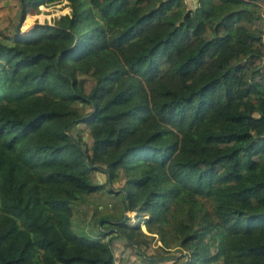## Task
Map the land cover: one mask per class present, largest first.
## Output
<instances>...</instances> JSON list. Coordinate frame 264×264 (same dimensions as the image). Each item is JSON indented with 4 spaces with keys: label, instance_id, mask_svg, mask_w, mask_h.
Masks as SVG:
<instances>
[{
    "label": "trees",
    "instance_id": "trees-1",
    "mask_svg": "<svg viewBox=\"0 0 264 264\" xmlns=\"http://www.w3.org/2000/svg\"><path fill=\"white\" fill-rule=\"evenodd\" d=\"M52 1L17 0L22 16ZM65 4L1 34L0 264H110L108 226L149 263L175 250L176 264H264L256 0ZM95 170L121 181L127 210L111 215L136 220L92 236L71 213L102 186Z\"/></svg>",
    "mask_w": 264,
    "mask_h": 264
},
{
    "label": "rangeland",
    "instance_id": "rangeland-1",
    "mask_svg": "<svg viewBox=\"0 0 264 264\" xmlns=\"http://www.w3.org/2000/svg\"><path fill=\"white\" fill-rule=\"evenodd\" d=\"M68 7L65 4V0H55L49 3H40L35 8H31L27 13H25L22 16L21 21L19 22V28H21V25L23 23V18H25L26 15H34L30 19L29 24L23 25V28L26 27H32L36 23L41 22H51L52 18L61 12L67 11ZM38 12V16H35V13ZM19 15V5L17 0H5L0 1V39L3 38L1 34L3 32L9 30L15 31V25L18 20ZM89 78L85 77V85L87 86L89 84ZM77 126H81V123H78ZM75 130V129H72ZM83 137L88 140V135L85 131H83ZM91 176L94 180L97 182H101L102 186L95 190L94 192L85 193L81 196V198L77 199L73 203L72 206V213H71V225L72 228L76 232H80L87 235L95 236V227L99 226V224L102 222L101 219L99 224L94 223L97 218H111V219H120V221H123L127 224L134 223L136 220V216L134 215L135 212L132 211L130 215H127V217H120L116 218L111 215L112 212L121 211V194L120 191H117L116 189L120 185L121 181L119 179L114 180L108 184L105 179V175L99 171H91ZM115 188L113 192L109 191L108 187ZM97 212H101L100 214H97ZM134 219V220H132ZM132 220V221H131ZM131 221V222H130ZM141 229L145 232V239L149 241V247L146 249L147 251H152L154 245L156 243H159L157 241L155 234H150L148 231L144 230L143 225H140ZM105 232L109 233L111 232L110 240H123L122 237L116 235L114 232V229L112 226H108L104 229ZM170 253H178V251L170 250ZM173 260H175V263L179 262L181 260V256H176L173 259H163V264H172Z\"/></svg>",
    "mask_w": 264,
    "mask_h": 264
},
{
    "label": "crops",
    "instance_id": "crops-1",
    "mask_svg": "<svg viewBox=\"0 0 264 264\" xmlns=\"http://www.w3.org/2000/svg\"><path fill=\"white\" fill-rule=\"evenodd\" d=\"M110 246L113 253V259L110 264H163L160 259L150 263L147 262L135 247L125 244L124 240H110ZM172 264H176L175 260H173Z\"/></svg>",
    "mask_w": 264,
    "mask_h": 264
},
{
    "label": "water",
    "instance_id": "water-1",
    "mask_svg": "<svg viewBox=\"0 0 264 264\" xmlns=\"http://www.w3.org/2000/svg\"><path fill=\"white\" fill-rule=\"evenodd\" d=\"M21 19H22V11H21V8H19V15H18L17 23L15 25V31H17L19 33H25V32L30 31L31 27H28V29L26 31H22L19 28V22L21 21ZM108 184H110V183L108 182ZM117 189H120V187H118ZM122 210L123 211H126L127 209L123 208ZM101 219H104V220H107V221H111V222H118V221H120V219H111V218H108V217H106V218L100 217V218H97L96 219V223L99 224V222H100ZM135 249L138 252H140V250L138 249L137 246H135ZM180 254L184 255V260L187 258V253L185 251H182V252H178V253H170V254H167V255L159 256V257H157V259H160V260H163V259H173V258H175L176 256H178Z\"/></svg>",
    "mask_w": 264,
    "mask_h": 264
},
{
    "label": "built area",
    "instance_id": "built-area-1",
    "mask_svg": "<svg viewBox=\"0 0 264 264\" xmlns=\"http://www.w3.org/2000/svg\"><path fill=\"white\" fill-rule=\"evenodd\" d=\"M256 2L259 4V16H260V43L264 50V0H256Z\"/></svg>",
    "mask_w": 264,
    "mask_h": 264
},
{
    "label": "bare ground",
    "instance_id": "bare-ground-1",
    "mask_svg": "<svg viewBox=\"0 0 264 264\" xmlns=\"http://www.w3.org/2000/svg\"><path fill=\"white\" fill-rule=\"evenodd\" d=\"M22 26H23V25H21V28H20V29H21L22 31H26L27 29H26V28H23ZM126 215H127V214H126Z\"/></svg>",
    "mask_w": 264,
    "mask_h": 264
}]
</instances>
